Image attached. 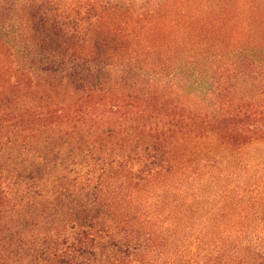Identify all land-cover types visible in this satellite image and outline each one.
<instances>
[{
	"label": "trees",
	"instance_id": "obj_1",
	"mask_svg": "<svg viewBox=\"0 0 264 264\" xmlns=\"http://www.w3.org/2000/svg\"><path fill=\"white\" fill-rule=\"evenodd\" d=\"M207 1L0 0V45L9 52L0 65V153L10 154L0 161V264H176L152 257L172 244L136 227L140 209L124 215L110 206L123 203L121 191L131 198L176 170L183 144L204 132L227 153L264 144V86L231 101L243 116L237 126L168 86L179 65L166 53L196 44L198 28L208 30L205 45L221 32L216 24L225 16L197 7ZM37 127L56 158L22 164L39 144L31 138ZM216 167L221 173H207L211 179L235 175ZM239 185L244 202L258 189L264 201L258 183ZM39 204L54 217L51 226L37 218ZM249 249L255 255L244 264H264L261 242L246 239Z\"/></svg>",
	"mask_w": 264,
	"mask_h": 264
},
{
	"label": "rangeland",
	"instance_id": "obj_2",
	"mask_svg": "<svg viewBox=\"0 0 264 264\" xmlns=\"http://www.w3.org/2000/svg\"><path fill=\"white\" fill-rule=\"evenodd\" d=\"M216 3L220 6L214 10ZM197 7H202V14L213 11L211 15L214 17L225 16L216 24L221 32L214 29L213 44L205 45L203 38L208 30L198 28L196 34L200 36L196 44L190 43L188 48L184 46L166 53L179 65L178 73L173 78L167 77L168 86L172 91L179 89L181 98L198 111H211L214 117L227 118L221 121L223 125L237 126L243 116H237L231 101L258 95L264 86V0H209ZM183 21L179 19L180 23ZM7 57L9 52L0 45V65ZM2 98L0 95V100ZM215 124L220 127L219 121ZM0 136L5 140L3 134ZM46 136L44 129L37 127L31 138L34 141L39 139V144L29 156L22 155V164H31L33 157L42 166L45 160L49 163L54 161L53 142L47 141ZM212 136L204 132L198 142L193 140L183 144L182 151L187 148L186 154L179 152L176 170L147 189L134 192L131 198L125 195L128 190L121 191L123 203L110 206L124 215L140 209L136 227L155 231L160 239H170L172 247L155 251L152 257L169 259L176 264H244L252 257L249 255H255V251L250 254L251 249L248 254L244 252V242L253 239L261 242L263 249L259 254L264 258L262 192L258 189L249 193L244 202V190L239 185V181L247 179L258 183L264 191V170L258 165L260 156H264V144L254 142L236 151L228 149L230 152L227 153L224 148L214 146ZM197 149L201 151L198 158L194 155ZM34 152L36 156H33ZM9 155V151H2L0 161L7 162ZM217 162L224 171L229 170L235 175L228 181L208 177L209 172L221 173L216 167ZM223 164L232 169L228 167L225 170ZM49 171L45 168L41 175L49 179L52 175ZM38 198L41 201L48 197ZM249 204L250 208L247 206L244 210V205ZM42 208V204L37 206L36 214H41L37 218L40 222L49 221L51 226L54 217H48ZM208 212L211 214L205 217ZM198 239H202L201 243Z\"/></svg>",
	"mask_w": 264,
	"mask_h": 264
}]
</instances>
